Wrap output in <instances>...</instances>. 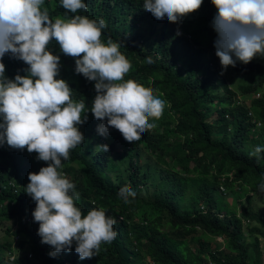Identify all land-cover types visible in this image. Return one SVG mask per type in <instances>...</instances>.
Returning a JSON list of instances; mask_svg holds the SVG:
<instances>
[{"label": "trees", "instance_id": "16d2710c", "mask_svg": "<svg viewBox=\"0 0 264 264\" xmlns=\"http://www.w3.org/2000/svg\"><path fill=\"white\" fill-rule=\"evenodd\" d=\"M83 2L87 9L75 13L58 0H44L43 7L52 20L65 14L103 18L101 41L118 42L130 64L123 80L166 102L156 126L139 140L160 166L140 162L139 141L124 142L110 126L107 135H99L100 121L88 111L78 125L84 140L69 149L60 171L74 182L82 214L96 208L115 221V239L101 245L92 260L79 259L71 249L50 257L51 248L40 242L31 218L34 201L24 192L27 173L47 162L37 160L35 152L0 146V222L11 221L19 238L16 249L7 244L11 258L1 252L0 264H264L258 240L264 238V216L240 203L237 214L235 205L241 195L264 193L257 189L264 179V150L259 159L248 154L255 145H264V67L253 58L230 66L252 76L237 88L258 94L246 104L221 73L210 0H202L177 22H154L143 11V0ZM48 48L59 56L58 76L72 88V98L90 108L93 81L74 73L73 57L60 52L55 41ZM0 59L8 78L25 74L21 60L7 53ZM100 144H107L108 151ZM117 166H123L121 176ZM123 188L137 194L127 204L117 199ZM225 192L233 196L231 205L224 201ZM218 237L223 239L220 248Z\"/></svg>", "mask_w": 264, "mask_h": 264}, {"label": "clouds", "instance_id": "9594fccd", "mask_svg": "<svg viewBox=\"0 0 264 264\" xmlns=\"http://www.w3.org/2000/svg\"><path fill=\"white\" fill-rule=\"evenodd\" d=\"M58 3L72 13L87 9L83 0ZM201 3L143 0L142 9L154 22H177ZM210 3L215 8L210 27L215 32L213 47L221 73L237 61L246 64L254 56H264V0ZM43 4L44 0H0V58L7 53L26 65L25 74L14 73L8 78L0 59V146L35 152L37 160L47 162L27 173L24 185V192L34 201L31 218L37 222L36 234L51 248L47 255L54 257L71 249L79 259L92 260L101 245H110L115 239V221L96 208L82 214L75 203L80 194L74 182L60 171L69 149L84 140L78 125L90 111L100 121L96 126L99 135H107L110 126L124 142L132 144L156 126L166 102L152 90L123 80L130 64L118 50V42L101 41L103 18L65 14L52 20ZM50 41L73 57L74 73L93 81L95 95L90 108L84 100H74L72 88L58 76L59 56L48 48ZM143 63L151 66L148 59ZM100 145L108 151L107 144ZM262 150L264 145H255L248 154L259 159ZM257 189L264 192V179ZM136 195L133 189L123 188L117 199L127 204Z\"/></svg>", "mask_w": 264, "mask_h": 264}, {"label": "rangeland", "instance_id": "374dc122", "mask_svg": "<svg viewBox=\"0 0 264 264\" xmlns=\"http://www.w3.org/2000/svg\"><path fill=\"white\" fill-rule=\"evenodd\" d=\"M263 58H264V56H259V55L253 57V59L256 62H260V64L264 67V62H263L264 59ZM218 64H219V62H218ZM224 71H225L224 76H225V79H226L230 89L232 91L236 92L237 96L239 97V99L241 101H244L246 104H249V102L253 96L257 97L258 94H256L255 92H250V93L244 92V93H242V91L237 89L239 84H241L243 81H244V83L250 82L252 79V76H247L244 74H239V73L233 72L231 70L230 66H226ZM220 92H221V89H220ZM139 142H138L137 149L139 150L140 156H141L140 162H148L149 165L153 168H156L154 166H160L156 162V160L154 158V154L149 153L146 150L145 146H143L141 144L142 142L141 141H139ZM116 149L117 150H115V152L118 153L121 149V145L118 144ZM122 167L123 166H120V167L117 166V169L119 170L118 174H120V176L122 173L121 172ZM140 171H141V168H140ZM115 175H116V173H115ZM222 194L224 196L225 203L231 205L232 204L231 199L233 197V196H231V193L225 192ZM239 203L246 206V207L251 208L252 210L259 212L262 216H264V193H258V192L250 193L249 192L248 196L241 195V197H239V201L236 202V204H235L237 206V214H239V206H238ZM243 222L245 223L246 219H243ZM12 226H14V225L11 223V221H1L0 222V254H2L1 252L3 251L4 256H9V258L12 257V253L8 252L7 244L11 243L13 249H16V244H17V241L19 240L17 235L13 233V227ZM258 240H259V246H260L261 251H262L261 257H262V260H264V238L259 237ZM221 242H223V239L218 237L217 241L215 242V245L220 248ZM33 264H39V262L36 260V261H34ZM90 264H99V263L96 261H92Z\"/></svg>", "mask_w": 264, "mask_h": 264}]
</instances>
